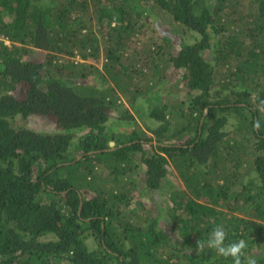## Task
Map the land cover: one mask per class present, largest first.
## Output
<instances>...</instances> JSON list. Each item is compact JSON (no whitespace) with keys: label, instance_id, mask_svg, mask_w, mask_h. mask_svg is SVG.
I'll use <instances>...</instances> for the list:
<instances>
[{"label":"trees","instance_id":"obj_1","mask_svg":"<svg viewBox=\"0 0 264 264\" xmlns=\"http://www.w3.org/2000/svg\"><path fill=\"white\" fill-rule=\"evenodd\" d=\"M216 225L264 264V0H0V264H232Z\"/></svg>","mask_w":264,"mask_h":264},{"label":"rangeland","instance_id":"obj_2","mask_svg":"<svg viewBox=\"0 0 264 264\" xmlns=\"http://www.w3.org/2000/svg\"><path fill=\"white\" fill-rule=\"evenodd\" d=\"M159 24H162V22H160ZM148 34L151 35L152 34V31L149 30L148 31ZM139 41H141V40H139ZM143 41H145V39H143ZM135 47H138L139 49H146V47H145L144 44L135 43V39H134V40H131V41L128 42L127 47H126V50L132 51ZM209 54H210L209 51L206 52V56L207 57L209 56ZM172 73H174L173 70L171 71V74ZM180 78H181V74L175 73L174 76L172 75V78H171L172 79V81H171L172 83L171 84L166 83V84L162 85V87H163L162 90H164V91L165 90H170V91L176 90L177 87H178V83H179L178 81H180ZM89 80H90V82H93V83L97 84V78L96 77H91ZM177 91H174V93L177 92ZM213 93H214L215 98H217L218 96L223 95V91L220 93V90L219 89H216ZM164 96L173 98V95L167 96L166 93H164ZM174 99H177V98L174 97ZM117 111L118 110H114L113 111V115H118ZM114 117H116V116H113V118ZM112 120L110 122V125H111V128H113L115 131H119V130L122 131V129H125L126 127H129L128 126L129 124H127L124 121H112ZM16 122L18 123V125H24V126H26L28 128H31V129L35 130V131L50 132V131H53L54 130L52 124H50L49 121H46L45 119H43L42 117H38L37 115L31 116L28 120H25V121L22 120L20 117H18L17 120H16ZM233 128H234V125L232 123H229L228 126H227V130L230 131ZM168 169H169V173L167 175V178L163 179L161 188L159 190H157V191H155V190H149V192H148L149 195H150V197H151V199H152V202L154 204H156V203L158 204V199L164 198L165 196L167 197V195H169V191H170L169 190L170 188H168L169 185H172L173 184L175 188L176 187L177 188L178 187L179 188L180 187L181 188H184V184H183V182L181 180V177L178 175V173L175 170L174 166H172V164H170L168 166ZM138 176H141V178L145 177L143 171H141V173H139ZM134 177H136V174H135ZM140 180L142 182V179H140ZM136 196H138V195L136 194ZM137 202H140V199H136L135 200V203H137ZM135 205H136V208L140 211V213H141V211L144 212V210H142L140 208V206H139L138 203L135 204ZM156 212H158V210L157 209H154L151 212V215H156Z\"/></svg>","mask_w":264,"mask_h":264},{"label":"clouds","instance_id":"obj_3","mask_svg":"<svg viewBox=\"0 0 264 264\" xmlns=\"http://www.w3.org/2000/svg\"><path fill=\"white\" fill-rule=\"evenodd\" d=\"M260 121L256 120L254 127L259 128ZM248 247L246 239H238L226 242V231L224 226L216 225L208 233L205 240L199 242L200 249L214 250L218 255L224 258H231L232 264H257V260L249 256L242 261V254Z\"/></svg>","mask_w":264,"mask_h":264},{"label":"water","instance_id":"obj_4","mask_svg":"<svg viewBox=\"0 0 264 264\" xmlns=\"http://www.w3.org/2000/svg\"><path fill=\"white\" fill-rule=\"evenodd\" d=\"M111 144L113 145V142H111ZM80 158V157H79Z\"/></svg>","mask_w":264,"mask_h":264}]
</instances>
